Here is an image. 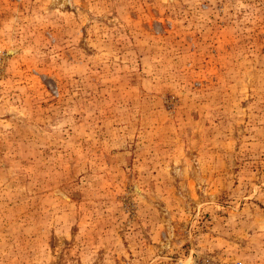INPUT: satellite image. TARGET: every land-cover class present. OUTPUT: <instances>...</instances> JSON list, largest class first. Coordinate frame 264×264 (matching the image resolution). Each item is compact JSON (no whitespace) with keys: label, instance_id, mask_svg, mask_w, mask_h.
Returning a JSON list of instances; mask_svg holds the SVG:
<instances>
[{"label":"rangeland","instance_id":"374dc122","mask_svg":"<svg viewBox=\"0 0 264 264\" xmlns=\"http://www.w3.org/2000/svg\"><path fill=\"white\" fill-rule=\"evenodd\" d=\"M0 264H264V0H0Z\"/></svg>","mask_w":264,"mask_h":264}]
</instances>
